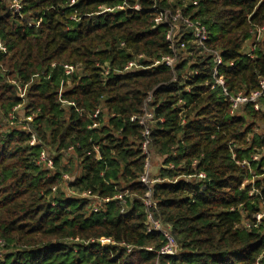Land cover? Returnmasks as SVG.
<instances>
[{
	"label": "trees",
	"instance_id": "obj_1",
	"mask_svg": "<svg viewBox=\"0 0 264 264\" xmlns=\"http://www.w3.org/2000/svg\"><path fill=\"white\" fill-rule=\"evenodd\" d=\"M177 11L203 49L155 24ZM260 79L264 0H0V264H264V94L230 102ZM18 110L31 131L6 129ZM145 140L163 161L149 184Z\"/></svg>",
	"mask_w": 264,
	"mask_h": 264
},
{
	"label": "built area",
	"instance_id": "obj_2",
	"mask_svg": "<svg viewBox=\"0 0 264 264\" xmlns=\"http://www.w3.org/2000/svg\"><path fill=\"white\" fill-rule=\"evenodd\" d=\"M172 21L171 23H169L168 21ZM182 19V20H179ZM155 24H169V29L167 32V38L173 41H178L180 40V38L183 35V31L185 30H181L178 27V22L182 21L183 22V26L184 29H190L191 31V35L193 38V42L195 44V46L197 48H204L205 47V43L208 40V35L209 32L207 31L206 27L201 25L200 23H193L191 22V20L189 18H184L181 16L180 12H176L173 15H169V12H164L163 14H159L155 19ZM263 32V28H258L257 34H256V39H259L261 37V34ZM180 46L184 49L185 45L183 43L180 44ZM221 57L218 53L214 54V63H215V70L213 72V74L215 75V80L216 83H218L219 85L223 86L224 85V80L223 77L220 75H216V67L218 65L221 64ZM175 62V58L174 57H170V56H164L159 60L154 61V63L152 64V66L150 67H155L157 65L160 64H164L168 67L173 66ZM140 67L136 61H131L128 62L127 65L124 67V70H129L132 68H138ZM66 68V73H70L73 69L71 66H65ZM146 68V67H143ZM21 89L19 88V91ZM264 94V79H260L259 81V87L251 92L250 94H243V93H239L233 97L230 98V102H231V106L232 108H238L240 105H243L245 103H251L254 105L255 109H259L260 105H259V98ZM20 96H23V92L20 94ZM98 111L96 110V113ZM147 117H150V114L148 113V111H146V113L144 114V116L140 119V122L143 123ZM147 132H145L144 134H146ZM30 144H34L35 143V136L32 135L31 139L29 140ZM148 141L145 140L142 144V151L144 154H146V160H145V169H146V173L141 175V177L139 178L140 181L144 184H149V181L147 180V173L150 171V151L147 147ZM259 155L256 154L254 155V160H258ZM41 159L42 160H46L47 158L45 157V154L42 153L41 155ZM47 164L50 166L51 162L50 160H47ZM204 175L203 174H199V177L202 178ZM252 193V191L250 192ZM148 195V194H147ZM83 196H86L85 194ZM145 204L146 205H150V201L149 200H145ZM255 218L259 221L264 219V211L258 212L255 215ZM148 232H161L164 234V236L167 239V243L162 247L161 249V253L163 254H167V255H172V254H176L178 251V246L175 243L173 237L171 236V234L169 233L168 229L166 227H164L160 222L158 221H152L149 225H148ZM111 241L109 239H102L101 243L102 244H108ZM256 264H259L258 262Z\"/></svg>",
	"mask_w": 264,
	"mask_h": 264
},
{
	"label": "rangeland",
	"instance_id": "obj_3",
	"mask_svg": "<svg viewBox=\"0 0 264 264\" xmlns=\"http://www.w3.org/2000/svg\"><path fill=\"white\" fill-rule=\"evenodd\" d=\"M9 8L19 12L20 9H21V5L19 4V2L17 1H13L10 5H9ZM183 56L186 57L187 54L185 52H183ZM14 82V80H13ZM19 89V87H18ZM23 91H19V95L22 93ZM21 109V108H20ZM22 111L21 110H18V113H19V118L16 119V120H13L11 116H9L6 121H7V125H6V129H9V128H16V129H20V130H27V131H31L28 127L26 126H23L21 122H23L24 119L26 120H31L32 118L31 117H28V118H23L24 116H22ZM15 121H17V123H15ZM255 131L260 133V134H264V123L263 121L262 122H257V125H256V128H255ZM34 134V132H33ZM45 151V150H44ZM47 154L48 152L45 151ZM264 152V151H263ZM162 157L158 156L157 154H155L154 152L152 153L151 155V158H150V171L147 173V180L149 182H153V178L157 175L158 171H159V168L163 165L162 164ZM259 177H254V179H251L250 181H255L259 178L262 177V175H258ZM69 177V176H68ZM62 191L64 192V194L68 197V196H73L76 195L75 193H72L69 191V187H68V182H62L60 184ZM94 203V201L92 202V204Z\"/></svg>",
	"mask_w": 264,
	"mask_h": 264
},
{
	"label": "bare ground",
	"instance_id": "obj_4",
	"mask_svg": "<svg viewBox=\"0 0 264 264\" xmlns=\"http://www.w3.org/2000/svg\"><path fill=\"white\" fill-rule=\"evenodd\" d=\"M22 88V87H21ZM237 94V93H236ZM15 123H17V122H15ZM26 131V130H25ZM97 205V204H96ZM96 212V211H95Z\"/></svg>",
	"mask_w": 264,
	"mask_h": 264
}]
</instances>
